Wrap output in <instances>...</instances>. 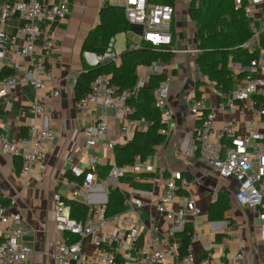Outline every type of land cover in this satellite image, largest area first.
<instances>
[{
    "label": "crops",
    "instance_id": "crops-1",
    "mask_svg": "<svg viewBox=\"0 0 264 264\" xmlns=\"http://www.w3.org/2000/svg\"><path fill=\"white\" fill-rule=\"evenodd\" d=\"M68 1V12L61 19L40 23L43 29L52 34L49 62L55 82L40 90L20 84L7 98H0V131L9 139L28 135L32 125H36L39 130L54 132L47 157L32 166L27 178L22 175V161L19 157L0 153V191L8 201L10 211L21 213L24 222L23 241L32 249V256L24 264H56L52 258L58 237L54 223V192L62 193L67 198L68 205L71 200H78L89 207H98L106 204L108 191L114 187L126 191L130 196L139 193L143 202L139 209L126 210L120 219V224L126 227L137 222L143 225L139 245L149 242L152 231L159 235V249H167L174 243L179 245L180 241L175 233L182 230L185 222L190 221L196 239L190 245V253L194 255V259L189 264H202L204 259H208V264H217L219 261L233 259L236 254H241L247 264H264V243L259 238V221L255 211L239 207L233 200L237 182L219 177L193 150V130L197 121L189 113V99L199 92L211 106L217 107L224 96L216 88L215 82L199 69L198 58L204 51L198 47L196 23L183 22L181 28L175 24L179 22L181 15H188L191 0H178L176 3L177 13L172 25L175 38L172 49L174 58L170 64H165L168 76L171 77L170 104L173 115L169 122V134L156 148L155 152L159 157L151 159L155 170L149 178L137 177L130 171L119 178L112 176L111 169L116 165L114 150L104 149L101 142H90L83 134L87 126L100 119H107L110 128L117 132V144L131 141L134 133H119L123 121L112 109H98L88 116L80 111L74 88L79 74L88 65L84 58L83 43L99 23V12L106 0ZM109 2L120 4L114 0ZM187 2L189 5L183 11ZM243 2L247 4L248 0ZM2 5L3 1L0 0V10ZM246 19L250 22L251 37L241 48L245 50L246 56H258L264 47V0L257 4L254 16ZM25 23V19L15 14L9 20L7 30L17 33ZM223 31V41L226 42H233L239 35L231 19L223 24ZM120 34L126 35L123 32ZM18 44H24V39L20 38ZM127 48L129 43L124 50L118 51L121 54ZM208 52L206 53L213 55ZM245 55L244 52L236 54L232 50L225 53L227 66L233 73L248 68L243 64L246 61L244 58H247ZM6 61V57H2V69L12 72L13 69ZM24 68L25 61L20 59L17 70L23 72ZM138 70L143 72L145 67L139 66ZM54 91H59V95L54 96ZM36 100L45 106L44 115L32 112ZM260 120L251 109H247L242 115L219 110L214 128L218 129L224 122L230 121L237 126L240 134H245L251 127L258 126ZM147 126V122L142 123L137 130H144ZM71 165H79L85 169L93 167L96 175L93 186L83 189L77 197L71 195L74 189ZM106 168L109 169L108 173H105ZM177 171L191 181L190 190L180 194L182 197L192 195L201 207L202 214L197 217L183 215L179 223L173 224L157 211L156 204L163 195L167 182ZM142 182L149 186H135ZM219 192L231 198L232 206L225 213L226 219L210 221L209 207ZM178 205H183V199L178 201ZM68 212L70 213V209ZM217 234H222L220 241L216 240ZM98 246L94 239L86 238L83 241L85 264H92L89 257ZM179 259L178 251L169 256L167 262L173 264Z\"/></svg>",
    "mask_w": 264,
    "mask_h": 264
},
{
    "label": "built area",
    "instance_id": "built-area-1",
    "mask_svg": "<svg viewBox=\"0 0 264 264\" xmlns=\"http://www.w3.org/2000/svg\"><path fill=\"white\" fill-rule=\"evenodd\" d=\"M0 10V98H7L18 85L26 84L35 90L46 88L55 82L54 72L50 66L52 34L41 27L42 21H57L69 8L68 0H2ZM178 0H120L125 8L129 23L143 25V34L139 42H129V49H139L143 44L153 47H169L173 49L175 42L173 21L177 13ZM262 0H234L238 8H242L245 17L252 18L255 8ZM26 20L17 33L7 30L9 20L15 15ZM126 32H123L125 35ZM24 44L19 45V39ZM39 40V42H38ZM115 37H112L103 54L85 51L84 58L89 66L104 62L118 63L120 52L115 49ZM6 57V64L12 72L2 74L1 59ZM25 61L23 72L18 71L19 60ZM138 70V80L133 88L118 89L110 82L109 75L100 74L90 84V90L79 101L78 107L83 115H90L98 109H112L123 121L119 133H135L144 118H136V108L129 100L137 97L141 87L151 83L153 75H165L153 89L155 106L161 113L164 126L160 132L168 135L173 109L170 104L171 77L167 67L158 61ZM250 75L240 82L236 89L224 96L217 107L211 106L204 95H193L189 99V113L197 121L194 133L193 150L199 159L219 177L234 179L237 190L233 200L239 207L251 208L259 221L260 241L264 243V47L260 54L251 60L248 67ZM59 91H54L58 96ZM251 109L261 118L258 126L251 127L245 134L238 132L237 126L226 121L216 129L214 122L218 111H229L244 114ZM32 112L38 115L46 113L45 106L38 100L32 106ZM90 141L101 142L104 149L113 151L117 145V132L110 128L107 119L96 120L83 130ZM54 138L51 130H39L32 125L30 133L19 139H9L0 131V153L19 157L22 161V175L27 178L32 166L43 161ZM159 157L157 152L145 159L135 157L132 165L118 167L114 165L111 175L119 178L127 171L134 175L152 173L155 168L152 158ZM70 172L74 177L72 197H77L83 189H90L96 179L93 167L85 169L79 165H71ZM191 181L180 171L173 174L163 195L156 204V209L173 224L181 221V217H197L202 209L190 194L182 197L180 192L190 190ZM139 193L129 195L126 199L127 211L142 207ZM183 199V205L178 201ZM54 223L58 233L56 249L52 258L56 264H85L83 241L91 238L99 246L89 257L92 264H169L167 258L178 253V244L167 249H159V235L151 233L149 242L139 245L144 227L141 223H132L128 227L120 224L121 214L107 215L105 206L91 207L89 216L83 220L72 218L68 212V200L60 192H54ZM23 217L19 212L10 211L0 191V264H24L31 256L32 249L23 241ZM154 228L152 227V230ZM196 235L191 237V242ZM135 253V256H132ZM194 259L192 253L180 256L173 264H189ZM202 264H208L204 259ZM217 264H247L241 254L231 260L219 261Z\"/></svg>",
    "mask_w": 264,
    "mask_h": 264
},
{
    "label": "trees",
    "instance_id": "trees-1",
    "mask_svg": "<svg viewBox=\"0 0 264 264\" xmlns=\"http://www.w3.org/2000/svg\"><path fill=\"white\" fill-rule=\"evenodd\" d=\"M170 0H164L169 2ZM245 4V3H244ZM188 15L196 23L198 28V47L204 53L199 56L198 63L200 71L214 81L216 88L225 96L234 91L237 85L245 80L250 71L244 68L239 73H233L227 66L224 58L231 50L236 54L244 52L241 46L250 39V22L246 19L242 8H238L234 0H191ZM99 23L91 30L83 43V50L94 52L98 55L104 53L110 39L116 35L129 31V25L125 8L121 4H111L106 0L99 12ZM234 21L239 34L233 42L223 41L225 33L223 24L226 20ZM213 55H209L206 52ZM208 52V53H209ZM207 54V55H206ZM247 57L244 65L249 67L252 59L257 55H245ZM174 58L173 50L169 47H153L143 44L139 49L127 48L120 55V62H104L96 66L85 65L84 70L79 74L74 88V95L79 101L90 90L91 82L100 74L110 77V82L118 89L133 88L138 80V67L150 66L158 61L162 64H170ZM9 73L4 68L2 74ZM165 75H153L151 83L141 87L137 97L129 100V103L136 108V118H144L148 126L144 130H137L133 134L131 141L125 144H117L114 148L116 165L124 167L132 165L135 157L140 155L146 158L154 153L156 148L161 145L166 135L160 132L164 126L162 116L155 106L153 89L158 81L165 79ZM200 95L199 92L196 93ZM109 169L106 168L105 173ZM137 177H151L152 173H141ZM144 184V185H143ZM137 188L149 186L146 183H136ZM129 193L118 187L110 188L108 199L105 206L107 215L122 214L127 210L126 199ZM5 204L8 201L5 199ZM70 216L83 220L89 216L90 208L85 203L78 200L69 202ZM231 198L223 192H219L215 200L211 203L208 211L210 221L226 219L225 213L231 208ZM194 234L193 224L188 221L184 223L181 231L176 232L175 236L179 239V255L185 256L190 252L191 237ZM222 234L216 235V240L220 241Z\"/></svg>",
    "mask_w": 264,
    "mask_h": 264
},
{
    "label": "rangeland",
    "instance_id": "rangeland-1",
    "mask_svg": "<svg viewBox=\"0 0 264 264\" xmlns=\"http://www.w3.org/2000/svg\"><path fill=\"white\" fill-rule=\"evenodd\" d=\"M114 1H119L120 2V0H114ZM180 2H183V0H180ZM186 5L188 6L189 2L184 4L183 11H186V9H185ZM189 21L194 23L193 20H190V18H189V16L187 14H183V15H181V17H179V22H177L175 24H176V26H178V28H181L183 26V22L185 24L186 22H189ZM115 40H116L115 41V45H114L115 49L122 51V50H124L126 48V44L127 43H129V42H139L141 40V38H140L139 35H137V34H135V33H133L132 31L129 30V31L126 32L125 36H123L121 34L116 35Z\"/></svg>",
    "mask_w": 264,
    "mask_h": 264
},
{
    "label": "water",
    "instance_id": "water-1",
    "mask_svg": "<svg viewBox=\"0 0 264 264\" xmlns=\"http://www.w3.org/2000/svg\"><path fill=\"white\" fill-rule=\"evenodd\" d=\"M143 28L142 24L130 23L129 25V30L139 36L143 34Z\"/></svg>",
    "mask_w": 264,
    "mask_h": 264
}]
</instances>
